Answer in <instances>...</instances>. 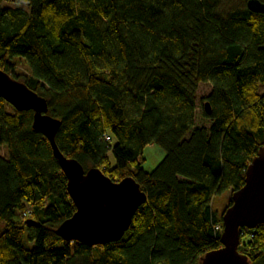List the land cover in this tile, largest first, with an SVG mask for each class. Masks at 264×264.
<instances>
[{"label":"trees","instance_id":"obj_1","mask_svg":"<svg viewBox=\"0 0 264 264\" xmlns=\"http://www.w3.org/2000/svg\"><path fill=\"white\" fill-rule=\"evenodd\" d=\"M221 1L0 0V70L47 100L60 152L147 195L120 241L62 240L76 211L65 175L33 112L0 100V264H201L222 246L232 199L222 212L215 200L264 147V14L222 15ZM152 144L165 157L149 172ZM238 251L264 264V225L244 228Z\"/></svg>","mask_w":264,"mask_h":264},{"label":"water","instance_id":"obj_2","mask_svg":"<svg viewBox=\"0 0 264 264\" xmlns=\"http://www.w3.org/2000/svg\"><path fill=\"white\" fill-rule=\"evenodd\" d=\"M246 6L253 13L264 14V2L260 0H247ZM0 100L18 112H33V129L50 143L65 175L76 211L57 228L56 235L66 242L91 247L120 241L130 230L138 209L147 202L140 185L132 177L114 182L101 170H86L76 159L64 156L56 144L61 121L49 114L47 100L4 70H0ZM205 108L211 113L208 102ZM222 223V246L207 252L201 264H251L238 248L244 228L252 230L264 225V147L247 167L244 185L233 193ZM26 225L35 223L28 220Z\"/></svg>","mask_w":264,"mask_h":264},{"label":"rangeland","instance_id":"obj_3","mask_svg":"<svg viewBox=\"0 0 264 264\" xmlns=\"http://www.w3.org/2000/svg\"><path fill=\"white\" fill-rule=\"evenodd\" d=\"M245 5H246V0H222L220 3V6H219V12L222 15H227L233 9L244 7ZM3 6L4 7L16 6V4H14V3L13 4L12 3H3ZM21 6L24 8L26 7L25 5H21ZM16 66H17L16 67L17 72H19L21 74L27 73V68L22 62L17 63ZM210 91H211V87L208 84H201L199 86L198 107H197V125L198 126H203V125L207 126L208 125V122L205 121L203 119V116H202L203 107H202V104L200 103V100L203 97L207 96L210 93ZM261 93H264V90H261ZM0 156L4 157L6 159L9 157L6 146H0ZM164 157H165V151L161 147H159L158 145L152 144V145L147 146L143 152V158L145 160L144 168L149 172L154 170L161 163V161L164 159ZM108 158H109L111 165L115 166V164H116L115 157L111 151L108 153ZM229 199H232L231 191H228L225 194H222L221 196H218L216 198L215 206L219 210V212L223 211V209L225 208V205H226V201H228ZM24 244L28 248H32L34 245L33 243H29L27 241V239L24 241Z\"/></svg>","mask_w":264,"mask_h":264},{"label":"built area","instance_id":"obj_4","mask_svg":"<svg viewBox=\"0 0 264 264\" xmlns=\"http://www.w3.org/2000/svg\"><path fill=\"white\" fill-rule=\"evenodd\" d=\"M105 138H106V140H107V141H109V140H110V138H109L107 135H106V137H105ZM220 228H221V227H220V226H218L216 229H217V230H220Z\"/></svg>","mask_w":264,"mask_h":264}]
</instances>
